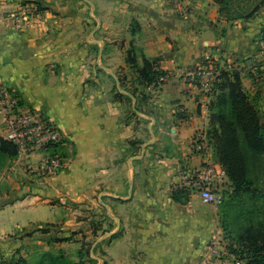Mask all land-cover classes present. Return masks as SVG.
<instances>
[{
  "label": "crops",
  "instance_id": "crops-1",
  "mask_svg": "<svg viewBox=\"0 0 264 264\" xmlns=\"http://www.w3.org/2000/svg\"><path fill=\"white\" fill-rule=\"evenodd\" d=\"M35 1L38 18L19 32L7 18L20 0H0V82L57 126L69 158L50 178L52 193L32 195V206L59 209L46 203L50 194L63 202L98 195L115 226L103 239L117 235L106 264H206L204 207L194 194L173 196L180 170L213 153H193V136L210 128L213 97L185 73L207 59L253 58L264 15L229 20L214 0ZM130 59L169 74L156 95Z\"/></svg>",
  "mask_w": 264,
  "mask_h": 264
},
{
  "label": "rangeland",
  "instance_id": "rangeland-1",
  "mask_svg": "<svg viewBox=\"0 0 264 264\" xmlns=\"http://www.w3.org/2000/svg\"><path fill=\"white\" fill-rule=\"evenodd\" d=\"M235 3H237L235 8L240 10L242 15L248 14L255 7L259 8L257 12L264 15V0H238ZM260 36L253 41L256 43L253 58H229V60L223 58L222 61L214 60L213 63L220 70V75L221 71L241 73L243 87L250 98L255 99L260 116L264 120V53L259 45ZM251 59L253 62H249ZM221 82L222 78H219L218 83ZM210 96L213 97L214 93L208 95ZM211 149L213 153L208 154L211 158L210 162H218L217 164L223 168L214 147L211 146ZM163 150L168 151L167 148ZM63 158L66 164L68 153L65 152ZM32 160L36 161L37 157ZM249 161H254L255 164L252 167V175L260 177V184L258 186L256 183L255 189L263 190L262 158L249 157ZM26 163L27 160L20 159L18 155L7 161L0 160V264H39L44 260L46 253L57 255L60 252L73 263L80 261V264H105L106 246L111 238L103 239V236L115 226L106 225L107 213L101 210L99 196L95 195L93 198L76 202L65 199L63 202V198L50 194L48 198L50 201L46 203L55 204L60 207L59 209H52L43 204L32 206L35 204L32 195H40L41 192L52 193L55 185L50 183V178L41 176L37 178L35 174H30ZM234 187L233 181L227 175L221 187L225 193L224 204L208 206L203 204L199 195L195 194L194 205L199 208L204 207V215L208 220V224L205 223V246L209 247L213 242L218 243L226 250L235 253L241 264H246L247 261L242 260L240 256L243 250L238 243L241 240L240 235L244 232L250 235L259 228L258 239L264 243V208L256 192L244 198L245 203L242 208L237 207L231 201ZM178 190L182 189L179 187ZM22 198L25 200L21 201ZM109 214L115 215L114 212ZM58 217L63 221L50 224ZM82 245L87 252L80 258L78 251Z\"/></svg>",
  "mask_w": 264,
  "mask_h": 264
},
{
  "label": "built area",
  "instance_id": "built-area-1",
  "mask_svg": "<svg viewBox=\"0 0 264 264\" xmlns=\"http://www.w3.org/2000/svg\"><path fill=\"white\" fill-rule=\"evenodd\" d=\"M39 14L40 5L35 0H20L17 10L9 15L7 22L12 29L22 32ZM259 45L264 53V40L260 39ZM214 64L212 59H207L186 71L185 78L191 88L205 95L213 93L220 75V70ZM168 80L169 74L161 73L157 81L146 86L148 94L156 95ZM180 113L185 114L186 110L180 109ZM0 135L16 146L20 159L27 160L26 168L30 174L52 178L62 171L65 159L60 151L62 138L57 126L41 111L26 106L2 82ZM191 146L196 156L207 158L211 149L207 132H197L192 138ZM34 157H37L36 161L32 160ZM226 178L227 173L221 166L214 162H205L199 168L181 169L179 187L189 195H199L206 205L221 206L225 202V193L221 187ZM206 264H241V261L235 253L213 242Z\"/></svg>",
  "mask_w": 264,
  "mask_h": 264
},
{
  "label": "trees",
  "instance_id": "trees-1",
  "mask_svg": "<svg viewBox=\"0 0 264 264\" xmlns=\"http://www.w3.org/2000/svg\"><path fill=\"white\" fill-rule=\"evenodd\" d=\"M235 1L238 0H214L219 5L220 12L225 14L229 20L252 17L259 9L255 7L248 14L242 15V12L235 8L237 4ZM260 39L264 40V31ZM130 61L137 69L141 84L145 87L157 81L161 73L168 74L158 69L154 70L153 65L146 60L142 67L137 65L135 59H130ZM221 72L214 87L213 100L209 104L210 128L207 134L218 161L234 183L232 203L242 208L245 203L244 198L256 192L264 208V189L256 191L255 184L259 186L260 177L252 175V167L255 164L254 161H249V157L262 158L261 172L264 177V120L260 116L255 99H251L243 87L241 73L238 71ZM219 78H222L221 83H218ZM17 155L16 146L5 141L0 135V160L7 161L9 158H16ZM185 194L188 195L184 190L175 192L173 195L175 201L180 202ZM259 232L258 228L250 235L246 232L240 235L241 240L238 243L243 249L240 256L242 260L247 261L246 264H264V243L258 239ZM116 236H112L111 240ZM85 252L87 250L82 245L78 251V257H83ZM43 258L44 260L39 264H80V261L73 263L68 260L62 252L57 255L46 253Z\"/></svg>",
  "mask_w": 264,
  "mask_h": 264
}]
</instances>
